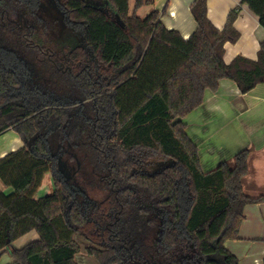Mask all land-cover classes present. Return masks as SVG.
Returning <instances> with one entry per match:
<instances>
[{
  "label": "trees",
  "instance_id": "1",
  "mask_svg": "<svg viewBox=\"0 0 264 264\" xmlns=\"http://www.w3.org/2000/svg\"><path fill=\"white\" fill-rule=\"evenodd\" d=\"M40 1L0 0V136L15 130L25 142L0 156V253L8 249L15 264H78L79 235L99 264H239L225 241L239 239L247 205L264 203V193L243 188L251 150L205 173L183 119L223 78L242 93L264 82V41L257 60L225 62L241 7L220 30L208 0H194L197 27L185 39L159 10L137 15L153 0H135L134 12L130 0H62L80 41L60 47ZM242 3L264 27V0ZM38 58L52 85L30 81ZM73 149L87 179L103 182L89 187L92 200L78 199L58 176V157L72 161ZM165 161L174 165L144 169ZM47 173L54 189L37 197ZM33 230L39 239L13 247Z\"/></svg>",
  "mask_w": 264,
  "mask_h": 264
},
{
  "label": "crops",
  "instance_id": "2",
  "mask_svg": "<svg viewBox=\"0 0 264 264\" xmlns=\"http://www.w3.org/2000/svg\"><path fill=\"white\" fill-rule=\"evenodd\" d=\"M193 2L153 0V3L142 6L136 13L138 15L139 11L144 10L147 16L151 11L159 10L163 24L168 29L179 31L187 39L197 27L191 12ZM134 3L135 0H130L132 12ZM238 6L241 8L234 27L239 32V38L236 42L225 44L224 58L227 64L239 55L257 60L264 41V27L259 17L242 0H208V18L222 30L227 25L230 12ZM183 121L188 136L197 145L200 166L205 173L215 170L224 161L234 166L235 155L250 149L249 173L243 178V188L253 197L264 193V82L248 93H242L235 81L223 78L218 89L207 90L201 106L188 113ZM24 146L25 142L15 130L0 136L1 157ZM46 176L49 178L51 173ZM45 177L39 193L45 185ZM39 238L37 231L33 230L15 240L13 247L20 249ZM224 245L238 257L239 264H264V203L246 206L239 239H229ZM78 254L76 260L78 264H83V260L77 258ZM0 264H15L8 249L0 253Z\"/></svg>",
  "mask_w": 264,
  "mask_h": 264
},
{
  "label": "flooded vegetation",
  "instance_id": "3",
  "mask_svg": "<svg viewBox=\"0 0 264 264\" xmlns=\"http://www.w3.org/2000/svg\"><path fill=\"white\" fill-rule=\"evenodd\" d=\"M62 0H41L38 7V14L41 19L46 23L48 36L55 42L56 46L62 47L63 45L71 47L76 44L80 40L77 37L78 30L72 21H74L68 14V11L64 9L62 5ZM94 3V2H93ZM96 3V2H95ZM100 3V2H98ZM97 3V5H98ZM100 5V4H99ZM19 17L17 19H13L11 21H21ZM22 21H35L33 18L24 17ZM64 21V22H63ZM34 27V24H32ZM65 27V28H64ZM71 34L74 38L70 39L69 42L61 44L63 38L67 35ZM59 49V48H58ZM27 53L25 56L28 57V64H30V56ZM43 56H50L47 53H42ZM40 60L35 62L38 64L37 69L31 70V82L37 84L44 85H52L53 79L51 77V73H48L47 69L41 67L38 68L40 63L43 65L45 63L42 58H38ZM69 154L73 156V160L71 161L68 157L64 155H60L58 157V176L62 180L63 183H71L72 189L76 197L80 200L89 201L92 200L93 197L88 193L89 187L95 183L100 185L103 183L101 179L99 181L87 179V174L82 171V163L78 157L77 152L73 149L68 151ZM155 165H147L144 169L147 172L156 173V168L158 164ZM53 178V174L51 173ZM105 184V183H104Z\"/></svg>",
  "mask_w": 264,
  "mask_h": 264
},
{
  "label": "rangeland",
  "instance_id": "4",
  "mask_svg": "<svg viewBox=\"0 0 264 264\" xmlns=\"http://www.w3.org/2000/svg\"><path fill=\"white\" fill-rule=\"evenodd\" d=\"M144 10L139 11V16L140 17H144L146 13L143 12ZM74 38L71 34H67L63 40L61 41V44L69 42L70 39ZM47 177V176H46ZM45 177V178H46ZM44 186L42 188V190L40 191V193L38 192V196H45L49 193H51L53 191L54 188V177L52 178V176H49V178L47 177L46 180L44 181ZM78 240L81 243V250L77 256L78 259H80V261L83 262V264H99L97 259L94 256H91L89 254V256L86 255V251H85V246L87 244V241L82 237L78 235ZM83 247V248H82Z\"/></svg>",
  "mask_w": 264,
  "mask_h": 264
},
{
  "label": "water",
  "instance_id": "5",
  "mask_svg": "<svg viewBox=\"0 0 264 264\" xmlns=\"http://www.w3.org/2000/svg\"><path fill=\"white\" fill-rule=\"evenodd\" d=\"M64 22V21H63ZM65 28V27H64ZM38 138V134H36V135H34L31 139H30V141L28 142V147L30 148V149H32L33 148V143L35 142V140ZM174 165V163L172 162V161H170V162H168V161H165V162H161V163H159L158 164V166H157V168H156V172H160V171H162V170H165L166 168H168V167H171V166H173Z\"/></svg>",
  "mask_w": 264,
  "mask_h": 264
}]
</instances>
